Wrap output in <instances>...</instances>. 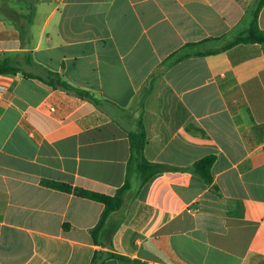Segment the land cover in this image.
<instances>
[{"label":"crops","instance_id":"1","mask_svg":"<svg viewBox=\"0 0 264 264\" xmlns=\"http://www.w3.org/2000/svg\"><path fill=\"white\" fill-rule=\"evenodd\" d=\"M253 4L0 0V57L30 53L90 95L0 74V264H91L97 250L140 264H264V42L219 50ZM138 119L145 158L168 169L141 187L133 174L94 242L102 203L43 181L112 195ZM206 155L210 183L189 170Z\"/></svg>","mask_w":264,"mask_h":264},{"label":"trees","instance_id":"2","mask_svg":"<svg viewBox=\"0 0 264 264\" xmlns=\"http://www.w3.org/2000/svg\"><path fill=\"white\" fill-rule=\"evenodd\" d=\"M253 5L247 8V26L243 31L235 32L231 39L225 42L219 50L227 49L237 43H261L264 42V30L260 29L257 24V14L262 6H264V0H253ZM213 39V38H212ZM222 39V37L215 38ZM210 40V39H205ZM204 42L186 43L181 49L171 53L168 57V61L176 62L181 58H184L190 54H199L190 52L189 47L198 45ZM201 54V53H200ZM166 62V61H165ZM24 64L30 66H36L40 68L41 73H34L27 71L24 68ZM21 74L25 78H34L40 82L50 86L51 88H58L65 90L68 93L75 94L79 97H90L88 91L80 89L70 84L62 75L56 71H52L45 67H41L36 63L30 53H23L20 56L17 55H4L0 57V74ZM128 143H129V156L126 161L125 177L123 183L110 194L91 191L83 188H72L70 185L61 182L43 181L47 186L57 188L66 192H73L77 196L87 197L96 200L103 205V209L100 213L97 223L90 229L91 236L94 242H99V236L105 221L109 214L113 211L120 209L123 205L124 194L131 187V178L133 174H136L138 180V187L145 184L152 176L163 172L168 169V166L159 163L149 161L144 156V145L146 143V135L140 119H138L135 128L127 131ZM214 156L206 155L196 161H194L189 170L200 176L205 183H210L212 178L210 174V167L213 163ZM107 259H116L121 262H133L140 264L139 261L131 259L127 256L119 253L97 250L93 254L91 264H101Z\"/></svg>","mask_w":264,"mask_h":264}]
</instances>
